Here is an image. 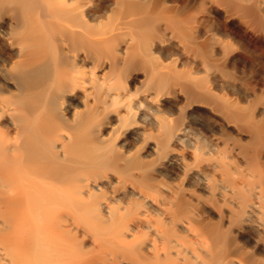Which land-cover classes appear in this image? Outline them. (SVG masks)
Masks as SVG:
<instances>
[{
  "label": "bare ground",
  "instance_id": "bare-ground-1",
  "mask_svg": "<svg viewBox=\"0 0 264 264\" xmlns=\"http://www.w3.org/2000/svg\"><path fill=\"white\" fill-rule=\"evenodd\" d=\"M0 264H264V0H0Z\"/></svg>",
  "mask_w": 264,
  "mask_h": 264
}]
</instances>
